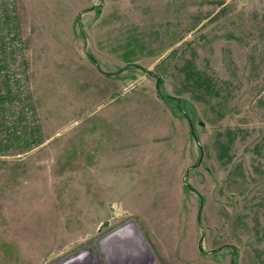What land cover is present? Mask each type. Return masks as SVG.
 Instances as JSON below:
<instances>
[{
    "label": "rangeland",
    "instance_id": "374dc122",
    "mask_svg": "<svg viewBox=\"0 0 264 264\" xmlns=\"http://www.w3.org/2000/svg\"><path fill=\"white\" fill-rule=\"evenodd\" d=\"M139 245L264 264V0H0V264Z\"/></svg>",
    "mask_w": 264,
    "mask_h": 264
},
{
    "label": "bare ground",
    "instance_id": "6f19581e",
    "mask_svg": "<svg viewBox=\"0 0 264 264\" xmlns=\"http://www.w3.org/2000/svg\"><path fill=\"white\" fill-rule=\"evenodd\" d=\"M114 235V234H113ZM110 238H108V239H112L113 237H112V235L111 236H109ZM117 239V238H116ZM115 238L113 239V240H116ZM134 239V238H133ZM137 239V238H136ZM118 240V239H117ZM107 242V241H106ZM137 242H139V241H137ZM130 243V242H129ZM147 249H146V246L145 245H143V246H141V245H139V246H136L135 247V249H133V250H127V251H125L126 252V255H125V253H123V256H125V257H128V258H126V261H125V263H122V264H127L129 261V259H130V257L132 258V256L134 255V253L136 252L138 255L140 254L139 252H143L144 254H145V257L147 256V251H146ZM103 252H104V254H106V256H109L110 257V262L112 263V264H119V261H120V259H118L119 258V256H115L116 254L113 252V248L111 247V248H107V249H104L103 248ZM111 252V253H110ZM130 252V253H129ZM101 256V255H100ZM122 256V255H121ZM101 258V257H100ZM127 262V263H126ZM77 264H80V263H77ZM138 264V263H137Z\"/></svg>",
    "mask_w": 264,
    "mask_h": 264
}]
</instances>
